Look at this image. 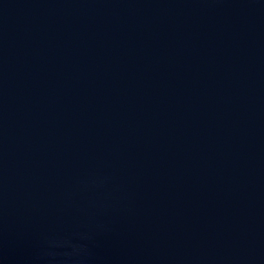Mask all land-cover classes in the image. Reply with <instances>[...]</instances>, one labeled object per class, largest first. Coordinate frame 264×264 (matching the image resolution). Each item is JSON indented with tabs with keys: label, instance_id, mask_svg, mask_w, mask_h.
Wrapping results in <instances>:
<instances>
[{
	"label": "water",
	"instance_id": "obj_1",
	"mask_svg": "<svg viewBox=\"0 0 264 264\" xmlns=\"http://www.w3.org/2000/svg\"><path fill=\"white\" fill-rule=\"evenodd\" d=\"M0 264H264V0H0Z\"/></svg>",
	"mask_w": 264,
	"mask_h": 264
}]
</instances>
